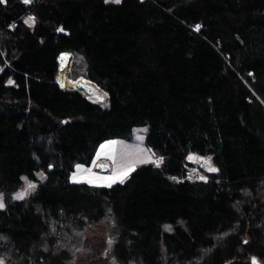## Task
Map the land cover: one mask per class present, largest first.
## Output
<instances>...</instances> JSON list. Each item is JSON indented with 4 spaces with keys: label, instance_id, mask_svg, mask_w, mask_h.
I'll return each instance as SVG.
<instances>
[{
    "label": "trees",
    "instance_id": "1",
    "mask_svg": "<svg viewBox=\"0 0 264 264\" xmlns=\"http://www.w3.org/2000/svg\"><path fill=\"white\" fill-rule=\"evenodd\" d=\"M62 52L107 105L60 87ZM137 126L159 167L71 181ZM0 195L4 264H264V0L0 3Z\"/></svg>",
    "mask_w": 264,
    "mask_h": 264
},
{
    "label": "rangeland",
    "instance_id": "2",
    "mask_svg": "<svg viewBox=\"0 0 264 264\" xmlns=\"http://www.w3.org/2000/svg\"><path fill=\"white\" fill-rule=\"evenodd\" d=\"M108 1H115V0H108ZM72 60H73V54H71L70 66H69L68 73H70V70L72 69V66H71ZM58 78H59V70H58L57 81H58ZM78 78H80V77H78ZM70 79H72V78H70ZM72 80H75V79H72ZM89 82L98 89L97 96L95 98H90V99L93 101L100 102L103 105H107L106 94L103 91H101L90 80H89ZM58 83H59V81H58ZM67 87L70 88L73 86L71 85V86H67ZM98 97H99V99H97ZM146 129H147L146 126H137L134 128L132 135L128 139L111 138V139H107V140L103 141L97 148L95 162L89 167L79 166V169L77 167V169L74 172H72V174L70 176L71 181L74 182L73 176H75L76 180H78L79 182H87V183H92V184L109 186V184L110 185L114 184L111 182L110 178H112L114 176H118L122 173L128 172L129 168L134 169L135 167H137L140 164L147 163V162H141V161L152 162L153 160L160 158L161 155L154 152L151 148H149L145 144ZM138 137H142L143 139L142 140L138 139ZM192 155L196 156L198 158H202V159L192 160V162H193L192 165L187 164V165L191 166L192 168H195V169L197 168V171L195 169H193V172L190 171V172H192L191 178H199L201 176H204V170H207V168H208V165L204 164V160H208V158L207 157H200L196 154H192ZM149 156L152 157V160H149ZM102 163H104L103 165L105 166V168H102L103 170L99 169V167L102 166L101 165ZM105 163L108 164L107 167H106ZM152 163L155 164L154 162H152ZM210 166L214 167L212 165L211 161H210ZM89 169H91V171H89ZM128 175H129V173H128ZM128 175H127V177H128ZM116 182H120V181L116 180ZM28 183L35 184L34 182H28ZM26 187H27V183L21 189V191H23ZM3 203H4V200H3Z\"/></svg>",
    "mask_w": 264,
    "mask_h": 264
},
{
    "label": "snow or ice",
    "instance_id": "3",
    "mask_svg": "<svg viewBox=\"0 0 264 264\" xmlns=\"http://www.w3.org/2000/svg\"><path fill=\"white\" fill-rule=\"evenodd\" d=\"M23 2L27 4V3H31V0H23ZM105 2H108V0H105ZM115 2L116 3H119V0H115ZM0 3H6V0H0ZM24 23L27 24V25H29V26H32L35 23V17H33V16L27 17L24 20ZM10 27H14V25H11ZM199 28H200V25H197L196 26V29L199 30ZM58 31H63V29L62 28L61 29H58ZM9 83H12V82L9 81ZM97 99H99V97ZM138 139H141L142 140L143 138L142 137H138ZM187 159H189V160H199V159H202V158H198L196 156L189 155L187 157ZM210 159L211 158H208V160H204V164L205 165H208V168H207L208 171L215 172V171H217V169L210 166ZM149 160H152V157L151 156H149ZM141 162H148V161H141ZM152 162H154L159 167L160 164L163 162V158L161 157V158L155 159ZM77 167L79 169V166H77ZM133 170H134L133 168H129L128 169V172H125V173H122V174H120L118 176H114V177L110 178L111 179V182L112 183H115L116 180H119L121 183H123V180L127 177L128 173H130ZM89 171H91V169H89ZM41 178H43V177H41ZM24 179L26 180V178H24ZM173 179H175V178H173ZM199 179L205 180L206 178L204 176H201V177H199ZM73 180H74V182H79L78 180H76V177L75 176H73ZM109 186H110V184H109ZM35 187H36L35 184H33V183H27V187L23 191L17 193L16 196H15V198L16 199H24L25 196L31 190H33ZM3 207H4L3 198H2V195H0V208H3ZM165 227H166V229H169L170 230L169 226L166 225ZM245 243H247V241H245ZM0 264H4V261L2 259H0ZM252 264H258V262H257V260H256L255 257L252 258Z\"/></svg>",
    "mask_w": 264,
    "mask_h": 264
},
{
    "label": "bare ground",
    "instance_id": "4",
    "mask_svg": "<svg viewBox=\"0 0 264 264\" xmlns=\"http://www.w3.org/2000/svg\"><path fill=\"white\" fill-rule=\"evenodd\" d=\"M71 53L70 52H62L58 56V70H59V78L58 81L62 87L67 86H76L78 89L82 90L89 98H95L98 94V89L93 86L89 80L86 78L80 77L75 80H72L68 77V70L70 66ZM102 163V168L105 166ZM106 167L108 164H106Z\"/></svg>",
    "mask_w": 264,
    "mask_h": 264
},
{
    "label": "built area",
    "instance_id": "5",
    "mask_svg": "<svg viewBox=\"0 0 264 264\" xmlns=\"http://www.w3.org/2000/svg\"><path fill=\"white\" fill-rule=\"evenodd\" d=\"M21 2L23 3V4H25V5H27V6H30V5H33L34 3H35V0H31V3H24L23 2V0H21ZM26 16H33V17H35V15H34V13L30 10V9H28L27 10V12H26ZM197 25H200V24H196V26ZM196 26L194 27L195 29H196ZM197 30V29H196ZM162 156H160V158H161ZM163 158V157H162ZM156 165V164H155ZM99 169H101V170H103L102 169V166L101 167H99ZM186 169H187V177H189V178H191L192 177V172H193V169H195V168H192L191 166H189V165H186ZM196 171H197V168L195 169ZM190 171H192V172H190Z\"/></svg>",
    "mask_w": 264,
    "mask_h": 264
},
{
    "label": "water",
    "instance_id": "6",
    "mask_svg": "<svg viewBox=\"0 0 264 264\" xmlns=\"http://www.w3.org/2000/svg\"><path fill=\"white\" fill-rule=\"evenodd\" d=\"M71 53V52H70ZM72 54V53H71ZM60 85V84H59ZM60 87H62L61 85H60ZM74 88H76V89H78L77 87H75V86H73ZM62 88H68V87H62ZM78 90H80V89H78ZM81 91V90H80ZM82 92V91H81Z\"/></svg>",
    "mask_w": 264,
    "mask_h": 264
}]
</instances>
